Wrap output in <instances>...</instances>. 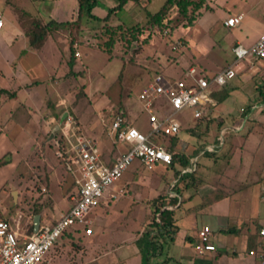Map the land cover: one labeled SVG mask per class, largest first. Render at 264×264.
Listing matches in <instances>:
<instances>
[{"label":"crops","instance_id":"0c3cea01","mask_svg":"<svg viewBox=\"0 0 264 264\" xmlns=\"http://www.w3.org/2000/svg\"><path fill=\"white\" fill-rule=\"evenodd\" d=\"M238 2L243 3L234 4L222 20L225 27L238 28L230 40L233 59V47L236 44L250 46L264 34V0H240ZM6 3L12 5L15 13L12 12L9 16L7 14V17L4 13L0 15V19L3 20L0 26V164L9 155L13 158L6 160L4 167L0 165V170H17L20 169L23 161H28L26 171L29 173L34 165L32 164L33 150L37 148L40 152L43 150L42 156L45 155L46 145H43L40 140L41 134H44L47 140H54L56 145V140L64 135L60 129L54 137H51L55 126L67 111L72 115L69 106L79 105L73 95L78 91L75 90L76 86L81 91L82 84H85V91L87 89V82L84 80V72L78 58L73 65L70 63L72 59L71 30L67 27H60L48 31L43 38L36 37V35L38 36L42 26L50 21L62 23L75 20L79 3L78 0H6ZM118 3L119 0H97L93 13L103 18ZM148 4L149 0H141L140 3L129 2L123 9L129 11L139 8L146 9ZM209 6L208 10L213 9L211 5ZM239 13L244 15L240 24L235 27L225 24L227 18ZM117 18V14L112 15L109 23L114 26L121 23V21L117 22ZM147 20L143 24L136 22L131 26H143ZM100 24L94 20L88 21L83 23L81 28H76L73 33L80 35V40L83 42L90 35L96 36L95 33L98 31L91 27ZM145 36L146 33L140 37ZM35 38L39 39L38 43H33ZM182 43L186 45L189 40L183 38L177 44L181 46ZM76 44L79 46H76V51L80 52L79 59H81V44L78 42ZM145 45L147 43H143L142 47ZM231 62L227 61L220 67L227 66ZM243 62L245 66L238 71L235 77L241 78L240 81L244 84L241 88L242 94H247L248 103L240 108V120L232 121V125L227 127L235 131L234 134L232 132L230 139L226 141L223 138L221 141L217 136L214 143H211L210 137H202V131L209 130V123L214 120L224 124L232 117L233 105L241 99L239 95L234 94L235 86L239 87L238 84L233 83L235 77L225 85L214 84L210 87V99L202 107L203 115L196 118L194 130L189 131L186 140L178 135L181 145L185 144L184 150L192 160V165L183 167L181 171L182 173L195 171V179L200 180L199 183L195 181L196 187L187 189L184 184H180L181 193H179L176 190L179 175L174 176L177 168L173 169L165 164H157L152 168L159 169L163 173L158 185L156 175L147 173L145 169L148 168L138 162L137 168L131 170L130 179L117 187L112 186V190H123L118 198L111 200L105 197L99 203L102 204L101 210L95 218L90 219L89 224L95 234L101 232L105 221L114 219H117V228L130 225L133 228V225H137L135 221L141 215L133 212V204L125 205L120 202L123 196H129L133 200L138 196L145 204V213L140 218L142 222L134 231L138 235L132 232L134 236L132 234L129 238L126 236L122 240L117 239V264H140L142 262L143 254L137 240L141 234L143 235L151 228L154 209L161 202L164 204V209L172 210L176 231L171 235L165 232L159 235L156 228L152 229L151 235L157 237L155 240L158 248L156 251L152 250L150 254L152 262H161L171 258L181 264H264L261 258L264 256V236L258 234V229L264 227V173L260 175V172L264 170H258L254 161L246 160L247 155L255 154L259 149L258 142L261 137L259 131L264 129V97L257 88L258 85L264 84V58H251ZM219 70L203 67L199 71L213 75ZM241 71H244V74H241ZM254 73L258 75L256 78L258 82L254 81ZM249 84H252L253 92L246 90ZM222 87H226L228 96L225 100L218 101L213 94ZM60 112L59 118L57 116ZM99 114L87 123L82 122L81 117L79 122L74 120L71 137L74 140L78 134L89 135L88 132H91L92 135L89 136H94L93 138L99 141L106 154L114 155L116 152L118 154L123 149L113 142L108 131L110 129L104 123V117ZM125 115L130 123L134 124L127 109ZM224 129L222 127V133ZM256 135H258L257 138ZM217 141L219 142L216 143ZM68 144L65 140L63 146H68ZM217 151L227 155L224 167L238 166V169L231 170L229 176L222 175L226 180L225 188L227 189H220L218 185L222 184H215L202 172L204 169L212 168L217 158ZM60 161L67 169L65 161L62 159ZM52 167L53 173L49 174V184L57 187L62 184L61 175L56 166L52 165ZM189 168L192 170H188ZM169 170L172 175H168ZM62 174L65 175V177L62 175L64 180L69 181L72 187L69 190L70 185L68 184V190L66 188L59 192L56 189L52 199L62 196L72 200V196L78 190L74 176L69 171ZM19 176L24 177V174L21 173ZM8 177L4 174L0 175V187ZM27 178H29V183L22 186L19 182L16 191L21 193L20 188L32 184V178ZM141 180L148 183L146 189H140L139 181ZM237 181L242 182L239 185L241 190H231V186H235ZM253 186L261 188L263 194L260 195V189L254 191ZM215 192L216 194L218 192L219 196L215 195ZM176 198L178 201L174 202ZM236 201H241L249 210L245 213L235 211L233 204ZM116 202L117 208L114 205ZM53 208L57 214L64 211L59 210L58 201L54 203ZM203 225H209L212 228V243L217 249L199 253L195 245L198 241V232ZM229 229L233 230L227 231ZM251 251L255 253L251 254Z\"/></svg>","mask_w":264,"mask_h":264},{"label":"rangeland","instance_id":"374dc122","mask_svg":"<svg viewBox=\"0 0 264 264\" xmlns=\"http://www.w3.org/2000/svg\"><path fill=\"white\" fill-rule=\"evenodd\" d=\"M166 1L167 0H149L147 9L139 8L135 11L122 9L117 14V22L121 21V23L126 26H131L136 22H141L143 24L148 18V11L151 13L159 11ZM238 1L240 0H207V3L211 5L213 9H202V14L191 25L180 23L169 36H163L158 28H155V33L151 35L147 45L143 46L144 48L141 45L137 50H133V48L118 43L113 50L114 55L112 56L102 49L97 48L98 40L95 39V35H90V37L83 40V42H78L81 44L80 51L82 57L79 59L80 54H76V58H78V62L81 63L84 72L83 77L87 82V89L85 93H82V91L78 89V86H76L77 88H75V90L78 91L73 95L74 100H78L79 105H74L73 107L69 106L72 118L79 122V118L81 117L83 120L82 122L87 123L93 120L94 116L98 117V113H100L99 115L104 117L103 121L110 129L112 118L118 111L126 108L134 120V125L143 132H149L150 125L148 117L143 111L141 101L138 97L140 91L158 74H162L169 79L186 77V70L190 65H195L199 70L203 67L209 68L210 70H216V68L221 70L225 68L226 66H220L225 65L227 61L231 62L233 60L230 40L238 31V28L229 29L222 24V20L234 4L240 5L243 3ZM12 12H14L12 5H8L6 0H0V15L4 13V16L7 17L6 15L8 14L9 16ZM95 34H97V32ZM183 38H187L189 43L186 45L182 43L181 46L176 44ZM101 40L102 46L106 47L103 42H105L107 38L102 37ZM76 46L78 45L75 44V47ZM261 61L263 62V60ZM244 66L245 64L242 61L236 68L237 74ZM240 73L244 74V71ZM257 76V73H254L253 78L255 82H258L256 79ZM240 79L241 78L237 76L233 80L234 84L239 85V87L235 86L233 89L234 94L241 97V99L236 101L233 105V119L230 117L224 124H220L218 120H214L209 123V130L202 131V137H210L211 140L209 139V141L211 143H214L217 136L221 141L223 138L227 141L230 139L232 132L233 134L235 133V131H231L227 127L232 125V121L237 122L240 120V108L242 105L248 103L247 94H242L241 88L244 84ZM249 85L250 86H248L246 90L253 92L254 88L252 84ZM154 107L160 110L163 115L170 113L169 105L164 98L157 100L154 103ZM60 115L61 112L57 117H60ZM172 118L181 123L182 129L179 133V137L186 140L189 136V131L194 130V124L196 122L193 109H183L182 111L176 112ZM222 127L225 128L224 133L221 132ZM88 133L92 135L91 132ZM259 134L261 136L258 142V144H260V146L258 145L259 149H257L255 154L251 153V155H247L246 160L254 161L258 170L262 171L264 170V129H260ZM257 137L258 135H256V138ZM160 138L161 143L167 144L168 137L161 136ZM40 140L43 142V145H46V149L44 150L45 155L44 157L42 156L43 150L42 152L38 151V148L33 150L34 159L32 164L34 163V165L32 166L31 172L28 173V171H26L28 161H23L20 169L17 170H0V175L4 174L9 176L2 184L3 186L0 187V218L2 219L17 217L20 212H23L21 223L24 225L30 216L34 217L37 208L42 210L41 214L51 216L53 214L58 215L53 208L55 202L58 201L59 210L61 209L64 211L68 210L74 203V201L70 200L68 197L59 196L54 198V200L52 199V195H54L56 189L59 192L66 188L68 190L69 181L64 180L63 177H65V175L62 174H66L68 170L60 161V158L55 154L56 145L54 144V140L45 139L44 134H41ZM218 142L219 141L216 143ZM119 145L123 150L130 148L129 144L121 143ZM198 154L197 152V155ZM216 155L217 158H215L212 168L204 169L202 172H204L211 181L213 180L215 184H222L221 186L218 185V187L224 189L226 187V180L222 175L224 174V177L225 175L229 176V173L232 172L231 170H235V168L238 169V166L231 165L226 168L224 164L225 161H227V155L220 151H217ZM11 158H13V156L9 155V157L4 160L6 161ZM5 161L2 160L0 164L2 167H4ZM138 162L139 161L136 160L128 167L127 171L115 182L114 185L116 187L131 178V170L137 168ZM52 165L58 168L61 175L62 184H59L60 187L59 185L56 187L53 184L52 186L49 184V174L53 173ZM182 168V165L177 166V170L174 171L175 177H178ZM225 169L226 171H224ZM145 170L147 173H154L156 175V182L159 185L163 173H161L159 169ZM170 170L168 171V175H172ZM21 173L24 174V177L19 176ZM262 173H264V171L260 172V175H262ZM27 177L32 178V184L20 188L21 193H19L16 191V188L19 182H21L20 184L22 186L27 185L29 183V178ZM139 182L141 185L140 189H146L148 183L142 180ZM235 183V186H231V190H241V186L239 185H241L242 182L237 181ZM71 187L72 185L69 186V190ZM44 188H46V190H44ZM259 189L260 195H262V189L258 186H253L254 191ZM14 192H17V196ZM120 202L125 205L133 204L134 213H139L141 216L145 213V204L142 203L138 196L135 200L129 196H123ZM114 205L117 208V202ZM101 206L102 204H98L91 210L90 219L95 218L96 214L101 210ZM233 206L235 211H241L242 213L249 210L241 201H236ZM140 218L135 221L137 225H133V228L130 227L132 225L117 228V219L105 221L101 232L96 234L93 232L87 234L84 226H75V228H80V231H74L73 237L60 239L57 245L52 248L47 255L44 264H117V239L122 240V238L126 236L127 238L131 237V235L135 233L134 231L136 228H138V225L142 222ZM72 229L74 228L72 227L71 230ZM117 230L119 232V237L117 236ZM135 234H133V236ZM140 237H143V235L141 234L139 238Z\"/></svg>","mask_w":264,"mask_h":264},{"label":"built area","instance_id":"2783aa9c","mask_svg":"<svg viewBox=\"0 0 264 264\" xmlns=\"http://www.w3.org/2000/svg\"><path fill=\"white\" fill-rule=\"evenodd\" d=\"M243 17V13L230 16L225 24L235 27L242 22ZM2 24L3 20L0 19V26ZM233 52V61L216 72L211 79L196 66L189 67L184 78L169 79L162 74L156 75L138 95L143 111L147 114L150 131L143 132L130 123L123 112L117 113L111 120L109 135L113 142L116 145H130V148L118 154H106L99 141L86 134H78L73 140L71 135L74 119L68 114L61 129L64 135L62 137L69 144L64 147L60 138L57 139L56 155L65 161L68 171L74 176L78 187L76 194L72 196L74 203L58 215H42L37 231L34 230L33 216L22 225L23 212L10 219L0 218V264H44L51 249L68 229L81 225L85 227L87 234L93 232L89 227L91 210L105 197L111 200L118 198L123 190L111 188L134 161L138 160L148 169L157 164H171L172 153L166 144L161 143L160 137L179 135L182 125L173 120V115L192 108L194 117L200 118L203 115L202 107L210 99L212 85L227 84L237 75L236 68L242 61L264 58V34L250 46L236 44ZM76 54L79 55L80 52L77 51ZM162 98L167 101L170 109V113L165 115L154 107V103ZM211 234L212 228L209 225L200 228L195 245L199 253L217 249L212 243ZM260 234L264 236V227L260 229ZM254 253L251 251V254ZM261 258L264 263V256Z\"/></svg>","mask_w":264,"mask_h":264},{"label":"trees","instance_id":"16d2710c","mask_svg":"<svg viewBox=\"0 0 264 264\" xmlns=\"http://www.w3.org/2000/svg\"><path fill=\"white\" fill-rule=\"evenodd\" d=\"M96 2L97 0H78V14L75 20L62 23L50 21L46 25L42 26L40 32L38 33V36L36 35V37L43 38L48 31L58 29L60 27L69 28L72 32L70 42L72 59L70 63L71 65H73L76 60L75 44L76 42H82V40H80V35L74 34L73 32L76 28H81L83 23L85 24L88 21L92 20L101 23L99 26L91 27V29L98 31L95 36V38L98 40L97 48L102 49L103 51L113 56V50L116 44L122 43L126 47L137 50L143 43L149 42L151 35L155 33V28H158L163 36H169L178 26V24L185 23V25H191L202 14V9H208L210 7L207 3V0H167L159 11L155 13H151L148 11V20L143 26H126L123 23H119L114 26L109 23L112 15L118 14V12L121 11L127 3H140L141 0H119L118 5L112 8L109 11L108 15L103 18H99L93 13V8L95 7ZM145 33L146 36L141 38L140 36ZM102 37L107 38V40L103 42L106 47L102 46ZM37 41H39V39L35 38L33 43H38ZM202 73L209 79H211L214 75L208 74L203 71ZM85 87L86 85L82 84V93H85ZM257 88L259 90V93L264 97V84L258 85ZM213 95L217 98L218 101H223L228 96V91L226 90V87H222L221 90L215 92V94ZM121 112H123V114L125 115V109H122L117 113ZM165 137H168V142L166 144L167 149L172 153L173 156L172 163L167 166L173 169H176L178 165H182L184 168L190 166V164H192V161L190 157L185 153V144L184 146L181 145L179 137ZM60 141L64 143L65 139L61 137ZM177 181L178 183L176 184V190L181 193L180 184H184V187L188 189L196 187V182L199 183L198 181L200 180L195 179V171L186 173H182L181 171V173H179V178ZM215 195L219 196L218 192L217 194L215 192ZM176 201H178V198L174 200V202ZM163 207V202L157 205L153 212L151 228L143 234V237H140L137 240L143 254L142 262L140 264H181L180 262L174 261L171 258H167L161 262H152L150 259L152 250L156 251L157 249V241L155 240V238L157 237L151 235L152 229L156 228L157 231H159V235H163L164 232L171 235L176 231L172 210H169L167 208L164 209ZM41 211L42 210L40 208H37L35 210V214L42 213ZM232 230L233 229H229L227 231ZM74 231H80V228H74L72 230L68 229L63 233L60 239L73 237ZM258 234L261 235L260 229H258ZM57 243L55 244V246L57 245Z\"/></svg>","mask_w":264,"mask_h":264},{"label":"water","instance_id":"95a60500","mask_svg":"<svg viewBox=\"0 0 264 264\" xmlns=\"http://www.w3.org/2000/svg\"><path fill=\"white\" fill-rule=\"evenodd\" d=\"M68 114H69V112L67 111L64 115L61 116L59 123L55 126V128H54V130H53V132L51 134V137H54L55 133L61 129V125L64 122V120H65V118L67 117ZM14 193L17 196V192H14ZM41 217H42L41 213H37L33 217V223H34V230L35 231H37L39 229L40 222H41Z\"/></svg>","mask_w":264,"mask_h":264}]
</instances>
